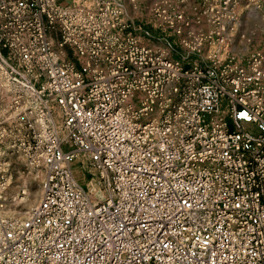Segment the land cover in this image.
<instances>
[{
    "label": "built area",
    "instance_id": "obj_1",
    "mask_svg": "<svg viewBox=\"0 0 264 264\" xmlns=\"http://www.w3.org/2000/svg\"><path fill=\"white\" fill-rule=\"evenodd\" d=\"M211 12L176 58L123 0H0V202L17 160L45 175L0 264H264V50L192 63Z\"/></svg>",
    "mask_w": 264,
    "mask_h": 264
},
{
    "label": "rangeland",
    "instance_id": "obj_2",
    "mask_svg": "<svg viewBox=\"0 0 264 264\" xmlns=\"http://www.w3.org/2000/svg\"><path fill=\"white\" fill-rule=\"evenodd\" d=\"M126 14L129 20L136 26L153 32L157 37L165 38L176 43V51L173 57H179V53H187L184 50L183 39L192 32L208 36L215 29L212 24L217 16L211 10L219 11L220 15H233L236 17L235 26L225 19L227 38L221 42L216 38L204 45L199 53L191 54L192 63L208 61L214 53L219 58L234 57L238 60L246 59L257 51L264 50V0H123ZM226 10L224 9L225 5ZM159 7L168 8L171 14H183L190 26L184 29L183 35L176 36L167 28L163 18L156 13ZM163 42L156 43L168 48ZM178 51V54H177ZM66 149V148H65ZM17 168L14 171L11 185L2 192L0 211L7 216H27L39 203L43 193L44 172L38 171L28 163L24 166L17 160ZM73 170L78 183L85 189L93 187L92 173L87 167L84 169L83 160L79 159L73 165ZM92 172V173H91Z\"/></svg>",
    "mask_w": 264,
    "mask_h": 264
}]
</instances>
